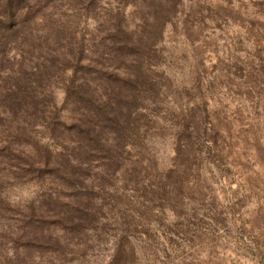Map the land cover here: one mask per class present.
<instances>
[{
    "label": "rangeland",
    "instance_id": "rangeland-1",
    "mask_svg": "<svg viewBox=\"0 0 264 264\" xmlns=\"http://www.w3.org/2000/svg\"><path fill=\"white\" fill-rule=\"evenodd\" d=\"M41 17L86 63L112 60L89 82L104 151L73 150L85 110L66 103L73 70L52 74L44 111L64 125L0 158V264H264V0H56Z\"/></svg>",
    "mask_w": 264,
    "mask_h": 264
},
{
    "label": "trees",
    "instance_id": "trees-1",
    "mask_svg": "<svg viewBox=\"0 0 264 264\" xmlns=\"http://www.w3.org/2000/svg\"><path fill=\"white\" fill-rule=\"evenodd\" d=\"M55 1L0 0V158L3 163L10 156L8 152L13 155L12 145L21 141L27 130L44 125L54 134L64 125L58 112L53 113L50 119L46 117L45 98H42L40 90L52 74L60 75L62 79L64 71L69 69L73 70V76L63 84L66 103L85 110L82 120L73 124L80 138L78 147L73 150H84L86 155L97 156L104 151L101 145L94 142L97 135L87 124L93 117L100 116L103 110L102 106H98L94 114L90 105L92 92L89 82L92 74L98 73L96 67L101 64L102 67L107 66L106 63L112 60H104L101 53L97 54L98 58L93 56L90 63H86L88 56L84 42L66 27L53 28L51 21L48 23V19L41 17ZM40 18L49 25L43 34L37 28ZM13 50L20 57L12 61L8 55ZM91 53L95 54L94 50ZM115 62H119L118 57H114L113 65ZM90 109L93 114H90ZM98 137H102V133ZM86 140L92 143L85 145ZM106 150L112 152L111 149ZM40 154H30L27 162L33 165L36 159L41 161L43 158L46 164L51 161L49 154Z\"/></svg>",
    "mask_w": 264,
    "mask_h": 264
}]
</instances>
